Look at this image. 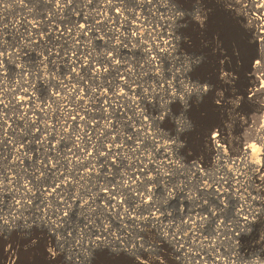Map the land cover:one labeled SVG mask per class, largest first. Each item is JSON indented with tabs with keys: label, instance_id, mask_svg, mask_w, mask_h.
Instances as JSON below:
<instances>
[{
	"label": "rangeland",
	"instance_id": "obj_1",
	"mask_svg": "<svg viewBox=\"0 0 264 264\" xmlns=\"http://www.w3.org/2000/svg\"><path fill=\"white\" fill-rule=\"evenodd\" d=\"M256 14L264 0H0V264L261 260L264 165L242 157L264 141Z\"/></svg>",
	"mask_w": 264,
	"mask_h": 264
},
{
	"label": "bare ground",
	"instance_id": "obj_2",
	"mask_svg": "<svg viewBox=\"0 0 264 264\" xmlns=\"http://www.w3.org/2000/svg\"><path fill=\"white\" fill-rule=\"evenodd\" d=\"M255 19H256V21L258 22H261L260 23V26H264V18L261 16V15H258V14H256V16L254 17ZM135 36V35H134ZM166 38H167V36L165 37V38H159V40L161 39V41H159L158 40V42L157 43H160V45H161V43H163V42H166L167 43V41H166ZM156 44V43H155ZM157 45V44H156ZM155 45V47H157ZM154 47V48H155ZM148 48V47H147ZM150 49V48H149ZM156 50H157V52H165V51H167V49H159V48H155ZM146 51L149 53L150 51H148L147 49H146ZM263 51H264V49H263ZM262 54V53H261ZM149 55V54H148ZM153 55H151V57H152ZM150 57V58H151ZM157 59L156 58H154V57H152L151 58V62L153 63V64H155ZM262 64H263V61H262ZM258 66H260V63L259 64H256V68L258 67ZM256 86H252V87H249L248 88V93H250V95H254L255 94V92H256ZM106 104V103H105ZM105 104H103V105H105ZM264 119V118H263ZM209 140H210V144H211V146H212V148H213V151H214V155L215 156H221V155H228V148H227V144H226V142H225V140L223 139V136H222V131L220 130V129H215L212 133H211V135L209 136ZM247 146V145H246ZM246 146H244L243 147V151H242V157L243 158H245L246 160H248V161H250L249 159H247L248 157H246L247 155H245V150H246ZM214 156V157H215ZM245 156V157H244ZM217 158V157H216ZM242 204H244V203H242ZM247 211H252L253 212V214H248V212ZM254 212H255V210L254 209H251V210H248V209H244L242 206L241 207H239L238 209H237V223H238V226H236V228H232V234H234V235H236L237 233V231H239L242 227H245V226H247V225H249V223H251V221H252V215H254ZM92 244H96V243H93L92 242ZM232 263L234 264V262L232 261ZM231 263V264H232ZM253 264H264V256L261 258V260H253Z\"/></svg>",
	"mask_w": 264,
	"mask_h": 264
},
{
	"label": "snow or ice",
	"instance_id": "obj_3",
	"mask_svg": "<svg viewBox=\"0 0 264 264\" xmlns=\"http://www.w3.org/2000/svg\"><path fill=\"white\" fill-rule=\"evenodd\" d=\"M0 55H2V53H0ZM256 63L259 64L260 61H256ZM144 119L147 120V117L145 116ZM245 155L250 157L256 155L259 158V163L252 161V164L264 165V141L257 142L253 140L252 143L246 146Z\"/></svg>",
	"mask_w": 264,
	"mask_h": 264
},
{
	"label": "clouds",
	"instance_id": "obj_4",
	"mask_svg": "<svg viewBox=\"0 0 264 264\" xmlns=\"http://www.w3.org/2000/svg\"><path fill=\"white\" fill-rule=\"evenodd\" d=\"M250 159L256 163H259V158L256 155L251 156Z\"/></svg>",
	"mask_w": 264,
	"mask_h": 264
}]
</instances>
